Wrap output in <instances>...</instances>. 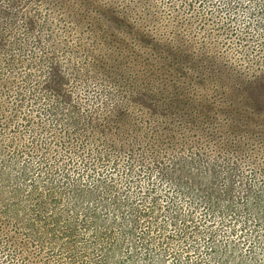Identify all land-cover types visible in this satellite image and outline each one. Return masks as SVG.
<instances>
[{"label": "rangeland", "instance_id": "obj_1", "mask_svg": "<svg viewBox=\"0 0 264 264\" xmlns=\"http://www.w3.org/2000/svg\"><path fill=\"white\" fill-rule=\"evenodd\" d=\"M191 5L264 27V0ZM72 16L64 0H0L1 203L52 224L65 264H264L260 120L97 82L73 67ZM242 36L264 55V33Z\"/></svg>", "mask_w": 264, "mask_h": 264}, {"label": "trees", "instance_id": "obj_2", "mask_svg": "<svg viewBox=\"0 0 264 264\" xmlns=\"http://www.w3.org/2000/svg\"><path fill=\"white\" fill-rule=\"evenodd\" d=\"M64 2L74 18L68 30L78 34L68 43L76 50L79 62L73 67L80 72L180 113L220 110L228 125L237 115V124L247 131H252V119L260 120L256 127L264 132V55L250 54L252 45L242 38L260 35L264 27L237 28L194 9L192 0ZM258 47L264 51V41ZM231 48L240 52L231 53ZM215 122L207 120L216 127ZM256 151L260 155V147ZM4 200L0 198V264H65L52 224L38 226L39 214L23 213Z\"/></svg>", "mask_w": 264, "mask_h": 264}]
</instances>
